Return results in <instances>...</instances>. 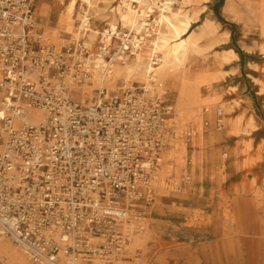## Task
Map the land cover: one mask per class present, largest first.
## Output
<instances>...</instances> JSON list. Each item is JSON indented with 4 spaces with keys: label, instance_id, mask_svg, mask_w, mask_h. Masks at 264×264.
Segmentation results:
<instances>
[{
    "label": "built area",
    "instance_id": "obj_1",
    "mask_svg": "<svg viewBox=\"0 0 264 264\" xmlns=\"http://www.w3.org/2000/svg\"><path fill=\"white\" fill-rule=\"evenodd\" d=\"M34 15V0H0V237L33 264H125L172 109L135 86L83 104Z\"/></svg>",
    "mask_w": 264,
    "mask_h": 264
},
{
    "label": "rangeland",
    "instance_id": "obj_2",
    "mask_svg": "<svg viewBox=\"0 0 264 264\" xmlns=\"http://www.w3.org/2000/svg\"><path fill=\"white\" fill-rule=\"evenodd\" d=\"M44 1L52 2L53 0ZM69 1L70 0H60V5L55 11L52 12L47 9L46 14L39 16L37 14L38 1L34 0V19L37 28H39L43 34L44 32L47 34L52 31V38L49 37L51 40H48V38H46L47 36L44 34L45 43L51 44L54 52L58 55L62 54L63 57L66 58L67 63L71 65V70L64 79L69 82V76L72 73L71 77L76 79L78 82L86 71L83 67L84 64L81 63L80 60L76 59V54H82L85 58L92 54L96 55L99 52V48L102 46V33L109 29V22L115 21L118 33L121 32L122 37L127 35V39H132L134 32L132 33V31H129L127 28H123L121 24L118 23L119 21L116 17V13L112 11L120 5L121 0H101L97 2L94 9L89 10L91 27L93 30L99 32V34L95 36L96 45L94 52L86 48L80 49V47L78 50L77 44L72 41L71 36L66 34L63 30H61V35L65 42L62 45V40L58 39V34L60 33H56V30L59 29V15L65 9ZM232 1L237 7L236 15L224 11L223 8L226 0H212L203 4L206 5V9L202 13L199 21L192 26V30L197 32L203 20L211 19L220 23L218 28L219 35L225 31L230 32L229 39L223 40L216 48L211 50H206L208 42L205 39L200 40L199 44L204 51L195 56L194 63L190 67L194 75L201 73L216 74L219 71V68L212 65L213 57L216 52L233 49L238 54V60L236 63L222 68V70L230 72L227 76L213 83L210 87H202L200 90V97L204 101H210L211 99H215L216 101V104L210 107L214 116L212 127H210V120L205 118L203 138L205 141H208L212 130L217 135L216 139L212 140L211 143L205 146H200L194 142V139L198 138L199 134L195 136L197 128L196 117L193 115L191 116V109L188 111L190 119H186V125L181 126L180 119H178V114L176 112L178 105L177 87L167 90V93H165L162 98L158 93H155L154 90L150 91L151 97L161 98L166 105L172 109V114L167 122L170 129L166 135L167 137L172 138L170 144L172 152H167L166 158L168 161L166 164V174L162 177V181L159 179L156 184L153 183V202L148 205H144L142 210L138 211L137 214L135 212H132L131 214L130 224L141 226L144 230L142 231L143 234L141 232L140 235L146 240L144 242V246L141 248H136L133 251L130 250L131 245L127 248L126 258L132 259L133 262H127L125 264H148L150 249L147 246L149 244H157L161 247L160 242L158 241L159 237L154 231L150 232L148 230L149 227L151 228L152 224L150 223L151 221L147 219L149 215H156L159 219H166V216L161 213L162 209L167 205L173 203L174 212H178L180 209H178L176 205L181 206L183 203H190L192 198H198L199 196L201 200H204V197L207 198L210 191H215L217 195L223 199L225 204L222 207L227 215V219H230L235 225L243 222V219L248 213L259 215L257 219L262 225H264V174L248 172V170L253 168H264V140H260L264 138V122L261 120H255V126L257 128H255L251 134L239 135L232 132L231 124V121L233 123L241 121V128L243 129L252 117L254 119L263 117L264 119V114L260 110L261 105H264V92L259 93V85L254 80V78H256L264 82V54H260L257 48L258 45L264 44V36L260 33L259 23L246 7L247 3L255 4L257 0ZM193 8L194 7L187 8V10L193 11ZM79 11L80 6L78 5L77 12ZM154 18L155 16H153L152 19ZM78 24L79 23L77 22L76 25ZM81 43L83 44V42ZM120 46L121 41L117 39V35H114L112 47L107 54L106 59L110 61ZM249 48H253V50L249 51ZM248 61H255L259 64L258 69L254 68L255 72L250 71L247 67L248 65L246 63ZM233 67L236 68V72L232 73L231 70ZM240 67L242 68V72L244 74L250 75L248 79L240 77ZM90 78V74H88L84 83H80V85H88L87 83H90ZM240 81L243 85H250V87L255 89H253L254 92H257V94H254L253 97L256 99L258 98L260 102V104H258L259 110H257L258 118L254 116L252 111H249L247 106L243 105L242 101H240L242 94L237 87ZM134 85L139 89L143 88L139 84ZM119 87L122 88L123 84L119 83ZM98 91L99 90L97 89L93 91V98L90 100L87 99L88 102L93 100L98 95ZM122 91L123 90H120V92ZM236 100L241 102V106H236ZM220 106H224L226 108L224 109L223 122L224 117H226L229 121V124L224 122L222 129H219L218 127L219 118L217 116V110ZM232 106H234V109L231 108ZM206 108L207 107H205V109ZM193 113H196V111ZM184 141L187 144V166L186 168H179L177 165L176 155L173 151H181V146ZM212 151L216 153L217 158L214 168H237V170L247 171L245 173V179L241 184L231 188L228 183H224L227 180V177L225 174L222 175L221 173L220 175H222V178L220 183L217 184L216 189H212V187L210 188L209 185L206 184L210 175L208 171L211 170L209 154ZM156 173H158L157 170L155 172V176ZM248 176L251 180L246 179ZM261 177L263 178L261 179ZM185 187H188V190ZM196 191H199V196L191 194L193 192L196 193ZM229 197L235 199H230ZM245 197L252 199L251 205L242 203V198ZM198 208H201V211L196 210L194 212L195 215L193 218L195 219L189 223L190 226L209 225L210 220L206 219L208 217H204V215L211 211L210 206L201 205L198 206ZM167 218L176 222L178 221L177 217L174 216H168ZM147 231L149 232L144 234ZM17 250L20 254H23L19 246ZM140 251L142 252V258L138 259V253ZM1 256L5 258L7 264H10L2 253Z\"/></svg>",
    "mask_w": 264,
    "mask_h": 264
},
{
    "label": "bare ground",
    "instance_id": "obj_3",
    "mask_svg": "<svg viewBox=\"0 0 264 264\" xmlns=\"http://www.w3.org/2000/svg\"><path fill=\"white\" fill-rule=\"evenodd\" d=\"M98 1L101 0H70L68 2L59 15V29L56 30V33H60L58 39L62 40V45L65 40L62 38L61 30L71 36L72 41L77 44L78 50L80 47V49L86 48L94 52L95 36L99 32L91 27L89 10L94 9ZM210 1L212 0H121L120 5L112 11L116 13L118 23L123 28L134 32V36L132 39H127V35L122 37V33H118L115 21H111L108 23L109 29L102 33V46L96 55L92 54L85 58L82 54H76V59L84 64L83 67L91 78L90 83L86 82L88 85H80L76 79L71 77V73L69 82L74 89L75 98L85 104L93 98V91L96 89L119 92L134 87V84H139L150 91L154 90L162 98L167 90L177 87L178 105L176 112L181 126H185L186 119H190L188 111L191 109V116L196 117L195 136L199 134L194 142L200 146L211 143L212 140L216 139V133L211 130L208 141H205L203 132L205 118L210 120V127H212L214 116L210 107L214 106L216 101L215 99L204 101L200 97V90L202 87H210L213 83L227 76L230 72L222 70V68L236 63L238 54L233 49L216 52L212 62L213 66L219 68L216 74L201 73L194 75L192 73L190 67L194 63L195 56L204 51L199 44L201 39L208 42L206 50H211L230 37L229 31L219 35L220 23L211 19L203 20L197 32L192 30V26L199 21L206 9V5L203 4ZM78 5L80 6L79 12H77ZM191 7H194L193 11L187 10ZM246 7L259 23L260 33L264 36V0H257L255 4L247 3ZM236 8L232 0H226L223 9L236 15ZM37 14L39 15L38 10ZM44 14H46V10L41 13V15ZM153 16H155L154 19H152ZM77 22L78 25H76ZM45 35L48 40H51L49 37L52 38V31ZM114 35H117V39L121 41V46L109 61L106 56L111 50ZM257 48L260 54H264V44L258 45ZM248 50L251 51L253 48ZM253 67L258 69L259 66L253 65ZM231 72H236V68L233 67ZM254 80L259 85V93H263L264 82L256 78ZM119 83L123 84L122 88L119 87ZM236 106H241L239 100H236ZM205 107L207 108L205 109ZM231 108L234 109V106ZM219 109L223 111L222 115H224L226 108L220 106ZM194 111L196 113H193ZM26 118L34 125L40 124L44 120L45 114L42 111L30 110L27 112ZM224 122L229 124L226 117H224ZM224 122L222 118L221 125L224 126ZM231 124L232 132L236 135L251 134L257 128L253 117L243 129L241 128V121L235 123L231 121ZM166 138L167 142L165 141L166 143L160 152L162 159L159 162L154 184L159 179L162 181V177L166 174L167 152H172L170 149L172 138L167 136ZM175 152L173 151L177 158L178 167L186 168V142L182 143L181 151ZM209 157L210 168H214L217 162L216 153L210 152ZM129 228L137 231L129 244V246L131 245L130 250L133 251L144 246L146 239L140 235L144 229L139 225H132ZM148 230L151 232L150 227ZM17 249L18 246L11 239L0 237V255L2 253L10 264H33L23 251V254H20Z\"/></svg>",
    "mask_w": 264,
    "mask_h": 264
},
{
    "label": "crops",
    "instance_id": "obj_4",
    "mask_svg": "<svg viewBox=\"0 0 264 264\" xmlns=\"http://www.w3.org/2000/svg\"><path fill=\"white\" fill-rule=\"evenodd\" d=\"M37 1L39 16H41L42 11L48 9L53 12L60 5V0ZM246 64L249 70L253 72H255L253 65L259 66L255 61H248ZM239 69L240 77L246 79L250 77V75L242 72L241 67ZM237 87L242 94L240 101L258 118L257 110H259L258 104L260 102L258 98L253 97L254 94H257L256 91L254 92L255 89L250 85H243L241 81ZM260 110L264 114V105H261ZM254 120L264 122L263 117ZM260 140H264V138ZM208 172L210 175L206 184L210 188L216 189L223 174L227 177L224 183H228L233 188L244 181L247 171L237 170V168H211ZM248 172L264 174V168H253ZM246 179L251 180L249 176ZM185 188L188 190V187ZM198 193L199 191H196V193L191 194L199 196ZM242 203L251 205L252 199L249 197L242 198ZM183 204L181 206L176 205L180 209L178 212H174L173 203L165 205L166 207L162 209L161 214L166 216V219H159L156 215L147 217L152 223L150 229L159 237L158 241L161 246L159 247L157 244L147 246L150 249L148 264H264V225L258 221L259 215L248 213L243 222L235 225L230 219H227L222 207L225 202L215 191H210L204 200H201L199 196L192 198L190 203ZM201 205L210 206L211 211L204 215V217H208L206 219L210 220V224L207 226H190L189 223L195 219L193 218L194 212L196 210L201 211V208H198ZM168 216L177 217L178 221L170 220L167 218ZM141 258L142 252L140 251L138 259ZM132 262V259L128 261V263Z\"/></svg>",
    "mask_w": 264,
    "mask_h": 264
}]
</instances>
